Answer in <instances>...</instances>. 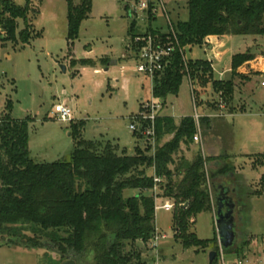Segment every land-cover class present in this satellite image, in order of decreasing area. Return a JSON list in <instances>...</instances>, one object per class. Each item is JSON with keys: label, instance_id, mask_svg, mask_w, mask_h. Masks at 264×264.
<instances>
[{"label": "rangeland", "instance_id": "374dc122", "mask_svg": "<svg viewBox=\"0 0 264 264\" xmlns=\"http://www.w3.org/2000/svg\"><path fill=\"white\" fill-rule=\"evenodd\" d=\"M164 1L173 27L178 21L187 20V0ZM14 2L23 6L26 0ZM130 3V0H91V11L81 21L73 44H69L66 0H30L26 19L16 20V39L0 41V116L7 112L5 107L8 105L13 118H28L29 155L35 161L70 158L73 142L69 135L70 123L57 120L51 113L52 106L60 101H65L71 108V121L85 123L81 131L84 139H111L125 150L133 145L132 135L137 145L149 144L148 140L138 137V131L131 132L128 128L133 117L143 109L140 102L153 98L150 78L133 72L135 44L134 36L128 32L134 25L135 33L151 35V27L170 38V29L162 12L151 16V20L144 19L140 12L132 18ZM24 31L27 41L22 43L18 34ZM6 36L1 35L0 39ZM227 36L222 38L223 44L217 49L223 53L221 58L205 45L184 47L183 53L185 60H211L214 77L218 78L221 71L229 67L233 54L252 52L254 58L238 66L234 74L230 70L227 77L220 79L231 80L234 86L232 99L225 102L208 85L201 92L204 101L201 103L193 92L189 77L184 76L177 95L168 96L158 114L167 115L178 123L181 117L193 116L197 112L201 115L199 123L204 152L207 143H214L224 154V163L221 160L218 167H236L235 188L244 203L249 205V211H243L242 220L236 224L239 234L234 245H238L243 236H249L243 253L251 254L264 246V184L260 181L264 165L254 167L253 159L242 153H264V87L254 85L255 81L264 80V36ZM153 38L161 39L157 35ZM79 59L93 62L71 65L72 60ZM106 60L107 65H104ZM211 113L213 117L207 116ZM210 121L214 124L212 130L207 125ZM171 138V135H165L160 142ZM150 147L152 153V145ZM180 148L175 156L183 154L191 159L201 153L193 140ZM207 168L211 181L216 171L210 165ZM135 193V189L127 188L124 197ZM165 199H157V205L164 203ZM25 226V229L19 227L16 239L26 242L27 238L33 237L41 243L40 246H9L0 240V264H58L60 255L45 245L50 241L48 233ZM155 227L157 232L166 235L157 244L158 258L150 241L134 245L142 249L145 264H209L210 247L204 250L184 248L175 241L172 210L158 208ZM215 228L214 217L209 211L198 213L189 230L201 239H210L216 235ZM130 249V246L126 247V251ZM244 254L226 250V261Z\"/></svg>", "mask_w": 264, "mask_h": 264}, {"label": "trees", "instance_id": "16d2710c", "mask_svg": "<svg viewBox=\"0 0 264 264\" xmlns=\"http://www.w3.org/2000/svg\"><path fill=\"white\" fill-rule=\"evenodd\" d=\"M66 3L67 41L73 44L81 21L91 11V0H79L78 3L66 0ZM29 4L30 0L23 6L14 0H0V27L7 34L0 41L16 39V20L26 19ZM186 5L187 20L174 25L176 39L172 33L168 38L156 29H149L153 37L161 38L158 40L162 44L174 45L168 66L153 78V98L159 99L163 106L168 96L177 95L182 78L188 76L191 85L196 87L193 92L199 102H204L201 92L208 85L220 99L229 102L234 89L231 80L216 79L207 59L185 60L183 49L203 46L209 35L264 36V0H187ZM24 33L18 34L22 43L27 41ZM128 33L130 36L138 34L134 25ZM252 58L254 54L248 51L233 54L230 62L233 74L238 66ZM91 62L88 59L72 60L71 65ZM103 62L107 65V60ZM5 109L7 112L0 116V240L7 245L40 246L33 237L27 238L26 242L16 239L19 227L25 229V225H29L48 233L50 241L45 245L60 255L58 264L68 255H73L76 264H145L142 249L134 245L147 243L156 231V202L152 193H146L153 191L156 176L160 177L157 197L167 198L174 204L175 241L184 248L204 250L210 247L217 251L216 235L201 239L189 230L198 213L213 209L207 187L208 173L201 153L191 159L183 154L175 156L181 145H188L193 140L196 123L191 115L181 117L176 123L171 117L158 114L153 153L146 143L144 146L135 144L132 152H128L119 151L110 140L84 139L81 131L85 123L70 121L69 135L73 140L70 158L37 162L29 155L28 118H13L8 105ZM165 135L172 138L161 143ZM250 158L254 167L264 165V153ZM208 161L210 158L206 159ZM149 169L154 170V174H148ZM229 170L230 167L224 165L216 168L214 175ZM260 181L264 184V174ZM127 188L138 193L124 197ZM243 211H249L248 204L244 203ZM248 241L249 236H243L238 245L225 250L233 249L242 255ZM127 246L131 247L129 252Z\"/></svg>", "mask_w": 264, "mask_h": 264}, {"label": "built area", "instance_id": "2783aa9c", "mask_svg": "<svg viewBox=\"0 0 264 264\" xmlns=\"http://www.w3.org/2000/svg\"><path fill=\"white\" fill-rule=\"evenodd\" d=\"M129 15L134 18L137 17L138 12L142 13L143 18L149 20L151 16L157 15L158 12H162L166 17L169 24L170 33L174 39V27L168 19L167 9L164 0H130ZM127 5V4H126ZM6 30L0 27V36L5 35ZM135 49L133 51V61L134 67L133 72L140 75L143 74L148 76L153 81L154 76L157 72H161L170 62V56L174 49L173 44H162L158 39L153 38L152 35H135L133 37ZM181 52V49H179ZM259 85L264 87V80L258 82ZM141 106L143 107L140 112L133 117V122L128 124V128L131 132L138 131L139 136L148 140L149 145H152V153L155 149V122L158 115V111L162 108V104L159 99L152 98L151 100L141 101ZM52 110V115L56 117L57 120L62 122H70L72 120V110L64 102H59L54 104ZM220 107L223 108V105ZM199 115L197 112L193 114V119L196 123V131L193 134V141L198 146L199 152L204 159V168L207 171L206 155L203 149L202 135L200 131ZM141 124V127L139 125ZM160 181V177L154 176V189L152 194L154 195V200L156 202V209L164 208L167 210H172L174 204L172 201H164V203L157 205V184ZM154 236L150 240L151 248L156 252V257L158 258L157 244L161 238L166 237L164 233H159L155 231ZM217 235V254L211 264H264V246L260 251H254L251 254H244V256H238L234 260L226 261L225 253L226 250L223 249L219 242V236Z\"/></svg>", "mask_w": 264, "mask_h": 264}, {"label": "crops", "instance_id": "0c3cea01", "mask_svg": "<svg viewBox=\"0 0 264 264\" xmlns=\"http://www.w3.org/2000/svg\"><path fill=\"white\" fill-rule=\"evenodd\" d=\"M228 37L227 35H220V36H216V35H209L206 37L205 39V43L204 45L206 46V48L208 49H211L214 51V53H216L217 57L218 58H221V56L223 55V53H219L217 51L218 48L221 47V45L223 44V39L222 38H226ZM6 57H8V55H6ZM232 57V56H231ZM103 59V58H102ZM208 60V59H207ZM230 62H231V58H230ZM210 63H211V67L213 68L212 66V61L210 60ZM107 68H105L104 70H106ZM230 65L229 67H227L224 71H221L220 73V76L216 79H222V77H227L226 74L230 71ZM152 85V83H151ZM254 85H259L257 81H255ZM61 102H64L66 104L65 101H61ZM141 104V102H140ZM221 109H223L222 107H220ZM207 116L209 117H213V114H207ZM180 121V120H179ZM214 128V124L211 123V121L209 122V129L212 130ZM132 138H133V145L129 148V149H120L119 148V145L115 143V141L113 142L111 139H95V140H105V141H112L113 144H116L118 146V150L121 151V150H125V151H128V152H132V149L134 147V145L136 144V140L135 138L133 137L132 135ZM222 149L219 148L218 146H216V144H210V143H207L205 145V152H206V157L208 156L210 158V162L208 161V165H210L212 168H214V170L216 168H218L219 166V162L222 160L224 154L222 153L223 151H221ZM244 154L245 156H247L248 158L250 156H252V154H248V153H242ZM207 157V158H208ZM222 163H224V161L222 160ZM233 171V172H231ZM236 167L235 168H230V170L228 172H226L225 174H222V175H219V174H216L214 176L213 179H211V181H209V178L207 180V187H208V191L210 193V198H211V201L213 203V209L211 211L212 213V216L214 217V220H215V204L217 203V201H215V196H216V190H215V187H216V184L217 186H224V187H235V182L237 181V178H236ZM148 174H154V170L152 169H149L148 170ZM150 191H147L146 193L148 194ZM136 193H138V191L136 190ZM135 193V194H136ZM159 199V198H158ZM165 199V198H164ZM171 201L169 199H165L163 200L164 201ZM215 202V204H214ZM164 209V208H163ZM215 209V210H214ZM157 210V209H156Z\"/></svg>", "mask_w": 264, "mask_h": 264}, {"label": "water", "instance_id": "95a60500", "mask_svg": "<svg viewBox=\"0 0 264 264\" xmlns=\"http://www.w3.org/2000/svg\"><path fill=\"white\" fill-rule=\"evenodd\" d=\"M227 189L228 187L224 186H217L215 187L216 190V201H217V207L215 210V232L219 236V242L223 249L231 248L234 245V241L237 238V233L235 231V220L236 216L234 215L235 210V203L234 201L229 198L231 201V204L229 205L228 210H224L222 208V205L224 204L225 196H227ZM184 206H187V203L184 204ZM217 252L216 250H211L208 254V263L211 264L213 259L215 258ZM61 264H76V260L73 257V255H68L65 257V260Z\"/></svg>", "mask_w": 264, "mask_h": 264}, {"label": "flooded vegetation", "instance_id": "af4514ba", "mask_svg": "<svg viewBox=\"0 0 264 264\" xmlns=\"http://www.w3.org/2000/svg\"><path fill=\"white\" fill-rule=\"evenodd\" d=\"M226 194H227V196H225V198H224L225 202L222 205V208L225 211L230 208L229 205L231 204V201L229 200V198H231L234 201L235 206H236L235 210H234V215L236 216L235 223L237 224V222L241 221L243 218V216H241V213L243 212V208H244V201L242 200V195L239 193V191L238 192L236 191L235 187H231V188L228 187ZM216 196H215V201H216ZM216 207H217V205H216ZM235 231H236V233H238L237 232V225L235 226Z\"/></svg>", "mask_w": 264, "mask_h": 264}]
</instances>
